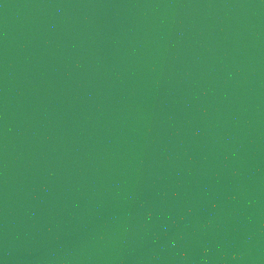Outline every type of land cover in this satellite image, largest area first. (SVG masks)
I'll list each match as a JSON object with an SVG mask.
<instances>
[{
  "label": "water",
  "instance_id": "obj_1",
  "mask_svg": "<svg viewBox=\"0 0 264 264\" xmlns=\"http://www.w3.org/2000/svg\"><path fill=\"white\" fill-rule=\"evenodd\" d=\"M0 264H264V0H0Z\"/></svg>",
  "mask_w": 264,
  "mask_h": 264
}]
</instances>
